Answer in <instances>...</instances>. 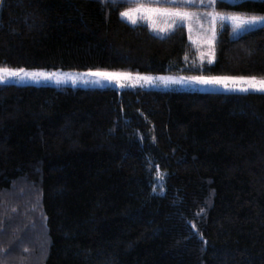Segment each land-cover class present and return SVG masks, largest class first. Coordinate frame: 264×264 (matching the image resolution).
I'll use <instances>...</instances> for the list:
<instances>
[{"label":"trees","instance_id":"trees-1","mask_svg":"<svg viewBox=\"0 0 264 264\" xmlns=\"http://www.w3.org/2000/svg\"><path fill=\"white\" fill-rule=\"evenodd\" d=\"M133 4L0 0V68L264 77V25L200 65ZM0 264H264V92L0 84Z\"/></svg>","mask_w":264,"mask_h":264},{"label":"rangeland","instance_id":"rangeland-1","mask_svg":"<svg viewBox=\"0 0 264 264\" xmlns=\"http://www.w3.org/2000/svg\"><path fill=\"white\" fill-rule=\"evenodd\" d=\"M221 1L238 2L241 0H216L211 4L209 0H194L187 6L186 10L190 12L191 17L183 23L173 24L171 18L156 15L153 21L147 19H138L135 24L140 22L149 26L151 31L158 36H167L174 32L177 27L184 26L189 40L197 50V63L202 65L205 62H214L216 57V43L222 30L228 29L233 38L240 36L244 32L264 25V21L255 24H247L242 28L235 29L233 23L228 19L217 17L216 23H211V17L207 13H220L221 15H242L238 13L227 12L219 7ZM131 5L128 8H132ZM168 7L169 5H162ZM126 8V9H128ZM125 9V10H126ZM124 10V11H125ZM247 16V15H242ZM264 16V15H261ZM125 20L133 24L129 19ZM153 22L157 27H153ZM160 29H164L160 31ZM4 69L10 71L23 69L20 75H9ZM26 72L43 73L38 78H32L24 75ZM107 72L115 74L114 78L97 75L96 73ZM0 84L17 83V84H35V85H54V86H80V87H114L122 88H140V89H161V90H189V91H217V92H264L249 89L242 91L243 81L225 80L222 83H205L201 80L192 79V77H237V76H212V75H193L185 73H141L126 71H107V70H87V69H53V68H0ZM149 77L150 79H144ZM163 78V79H162ZM260 78V77H257ZM227 85V86H226Z\"/></svg>","mask_w":264,"mask_h":264},{"label":"snow or ice","instance_id":"snow-or-ice-1","mask_svg":"<svg viewBox=\"0 0 264 264\" xmlns=\"http://www.w3.org/2000/svg\"><path fill=\"white\" fill-rule=\"evenodd\" d=\"M130 2L134 3V7L128 8L125 11H122L120 15L122 17H126L133 24L137 22L138 19H147L149 21H153V17L156 15L169 17L172 20L173 24L183 23L191 17V13L186 10L187 6L194 2V0H130ZM211 4H214L216 0H209ZM162 5H169L168 7ZM209 17H211V23L214 25L216 23L217 17L220 19H228L233 23L234 30L244 27L247 24H255L257 22L264 21V16H242V15H228L224 16L220 13H207ZM152 26L155 28L157 25L153 22ZM164 29H160L163 31ZM5 72H8L9 75H20V73L24 72L23 69L10 71L8 69H4ZM97 75L107 76L109 78H114L115 74L100 72L96 73ZM26 76H30L32 78H38L43 73H35V72H26L24 73ZM0 79H4V77H0ZM144 79H150L149 77H144ZM163 79V78H162ZM195 80H201L205 83H222L225 80H239L244 82V86L241 88L242 91H248L249 89L264 91V77L257 78L255 76L251 77H192ZM227 86V85H226Z\"/></svg>","mask_w":264,"mask_h":264}]
</instances>
